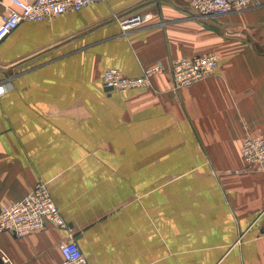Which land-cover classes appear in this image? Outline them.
Returning <instances> with one entry per match:
<instances>
[{"label":"crops","instance_id":"obj_1","mask_svg":"<svg viewBox=\"0 0 264 264\" xmlns=\"http://www.w3.org/2000/svg\"><path fill=\"white\" fill-rule=\"evenodd\" d=\"M188 1L103 0L0 41V209L41 181L67 223L0 233L3 264H59L69 234L88 264H264V167L240 154L264 136V0L209 19ZM206 55L215 74L174 91L171 62ZM156 64L147 88L102 85Z\"/></svg>","mask_w":264,"mask_h":264},{"label":"built area","instance_id":"obj_2","mask_svg":"<svg viewBox=\"0 0 264 264\" xmlns=\"http://www.w3.org/2000/svg\"><path fill=\"white\" fill-rule=\"evenodd\" d=\"M103 0H8L13 10L7 9L0 23V41L11 34L21 23H38L61 16L67 12H77ZM258 0H189L187 14L191 18L209 19L241 12L256 4ZM142 17L134 13L121 22L123 31L142 25ZM172 79V88L189 87L194 83L213 76L217 70L214 55L181 57L171 62L167 68ZM166 67L156 64L144 71L140 77L124 76L117 69H107L102 75V85L110 90H140L150 86L152 75L162 73ZM4 88L0 86V96ZM243 161L250 166H264V136H247L240 148ZM67 229L47 184L39 181L21 200L0 209V233H10L22 238L46 226ZM264 237V231L262 232ZM62 260L59 264H88L74 237L69 234L67 241L60 245Z\"/></svg>","mask_w":264,"mask_h":264},{"label":"rangeland","instance_id":"obj_3","mask_svg":"<svg viewBox=\"0 0 264 264\" xmlns=\"http://www.w3.org/2000/svg\"><path fill=\"white\" fill-rule=\"evenodd\" d=\"M104 73V72H103ZM103 75V74H102ZM243 141V140H242ZM264 167V166H263ZM264 231V228L262 229V231H261V233H259V237L260 238H263L264 239V237H263V235H262V232Z\"/></svg>","mask_w":264,"mask_h":264},{"label":"water","instance_id":"obj_4","mask_svg":"<svg viewBox=\"0 0 264 264\" xmlns=\"http://www.w3.org/2000/svg\"><path fill=\"white\" fill-rule=\"evenodd\" d=\"M107 90H110V89H107ZM0 264H3V261H2V259L0 258Z\"/></svg>","mask_w":264,"mask_h":264},{"label":"bare ground","instance_id":"obj_5","mask_svg":"<svg viewBox=\"0 0 264 264\" xmlns=\"http://www.w3.org/2000/svg\"><path fill=\"white\" fill-rule=\"evenodd\" d=\"M259 136H263V135H259Z\"/></svg>","mask_w":264,"mask_h":264}]
</instances>
